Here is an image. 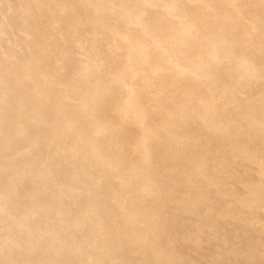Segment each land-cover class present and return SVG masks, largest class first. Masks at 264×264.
<instances>
[{
	"label": "bare ground",
	"instance_id": "obj_1",
	"mask_svg": "<svg viewBox=\"0 0 264 264\" xmlns=\"http://www.w3.org/2000/svg\"><path fill=\"white\" fill-rule=\"evenodd\" d=\"M263 213L264 0H0V264H264Z\"/></svg>",
	"mask_w": 264,
	"mask_h": 264
},
{
	"label": "rangeland",
	"instance_id": "obj_2",
	"mask_svg": "<svg viewBox=\"0 0 264 264\" xmlns=\"http://www.w3.org/2000/svg\"><path fill=\"white\" fill-rule=\"evenodd\" d=\"M244 164V170H246L247 171V173H248V176H249V178L250 179H256V171H255V169H254V167L251 165V164H249V163H246V162H244L243 163ZM240 171H242V168L240 169ZM180 215V216H179ZM178 215V218H177V222H178V224H179V222L181 223V221L183 220L182 218L184 217V218H186V219H184L182 222H184L185 220H187L188 218V216H186L185 214H179ZM185 215V216H184ZM262 216L264 217V213L262 214ZM180 218H181V220H180ZM231 241H233L235 244H237V247H236V249H241V248H243L244 247V245L246 244V240H244V239H242V238H238V237H236V236H234L233 237V239L231 240ZM184 245V248H183V250L182 251H184L185 253H187V254H189L190 255V257H192L193 259H199V252H195V251H192V250H190V245H188L187 243H184L183 244ZM183 246H181V248H182ZM212 250H214L215 251V248H213ZM219 250V249H218ZM248 252L249 253H251V252H254V253H257V252H255V251H253L252 249H250V250H248ZM244 253H246V251L244 252ZM243 254V253H242ZM263 254H264V250H263ZM220 256H223L222 258H221V260L219 261L218 259H220ZM219 256V258H217V260H215V262H214V264L216 263V262H219V264H230L229 262H227L226 261V259H227V257L226 256H224L223 254L222 255H220ZM213 262V261H212ZM221 262H223V263H221ZM263 263H264V261H262ZM213 264V263H212Z\"/></svg>",
	"mask_w": 264,
	"mask_h": 264
}]
</instances>
